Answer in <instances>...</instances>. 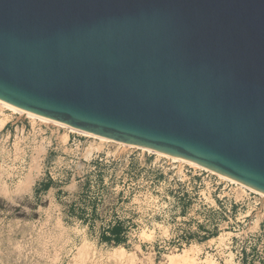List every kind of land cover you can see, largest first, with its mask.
<instances>
[{
    "label": "water",
    "instance_id": "95a60500",
    "mask_svg": "<svg viewBox=\"0 0 264 264\" xmlns=\"http://www.w3.org/2000/svg\"><path fill=\"white\" fill-rule=\"evenodd\" d=\"M0 101L264 193V0H0Z\"/></svg>",
    "mask_w": 264,
    "mask_h": 264
},
{
    "label": "rangeland",
    "instance_id": "374dc122",
    "mask_svg": "<svg viewBox=\"0 0 264 264\" xmlns=\"http://www.w3.org/2000/svg\"><path fill=\"white\" fill-rule=\"evenodd\" d=\"M0 112L9 119L0 129V264H264L259 195L200 168ZM116 225L120 245L103 239ZM192 245L194 261H170Z\"/></svg>",
    "mask_w": 264,
    "mask_h": 264
},
{
    "label": "bare ground",
    "instance_id": "6f19581e",
    "mask_svg": "<svg viewBox=\"0 0 264 264\" xmlns=\"http://www.w3.org/2000/svg\"><path fill=\"white\" fill-rule=\"evenodd\" d=\"M0 108H6L7 110H9V111H11V112H13L15 114H18V115H20V117H23V118H26V119H32L33 121L35 119H37L40 122H42L44 125L53 126V127H59V128H62V129H67V130H69L72 133L78 134L80 136H83V137H86V138H89V139L98 140L101 143H114V144L120 145V146H122L124 148H136V149H139V150H143V151L149 152V153L154 154V155H158V156L167 158V159L172 160L174 162H178V163H183V164L189 165V166H191L193 168H200V169H202L204 171L210 172L213 175L218 176L219 178H221L224 181L231 182L232 184H236V185L240 186L243 189L251 191V192L259 195L262 199H264V193H262V192H260V191H258L256 189H253V188H251V187H249V186H247V185H245L243 183H239V182L231 179L230 177H228L226 175H223V174H221L219 172H216V171H214L212 169L206 168V167H204V166H202L200 164H197L195 162L188 161V160H185V159H182V158H178V157H175V156H171V155H168V154H165V153H162V152H158V151H155V150L150 149V148H146V147H142V146H136V145L129 144V143H126V142L116 141V140H113V139H110V138H107V137H104V136H101V135H97V134H94V133H91V132H88V131H84V130L77 129V128H74V127H71V126H68V125L60 124V123H57V122L42 118L40 116L31 114L29 112H26V111H24V110H22L20 108L14 107V106L9 105L7 103H4L2 101H0ZM0 115H1V112H0ZM8 120L9 119L0 118V129H2L8 123ZM64 142H68V137L67 136H65ZM120 249L121 248H116V254L117 255L120 254V253L122 255L124 254V252L122 250H120ZM197 250H198V246L197 245H192L189 248H187L182 254L171 256L170 257V261L175 262V261L184 260V261L192 262V261L195 260V257H196L195 255L197 253ZM205 262H207V261H205Z\"/></svg>",
    "mask_w": 264,
    "mask_h": 264
},
{
    "label": "trees",
    "instance_id": "16d2710c",
    "mask_svg": "<svg viewBox=\"0 0 264 264\" xmlns=\"http://www.w3.org/2000/svg\"><path fill=\"white\" fill-rule=\"evenodd\" d=\"M123 231L124 229L121 225H116L109 229L110 235H103V239L113 241L116 245H120L124 241Z\"/></svg>",
    "mask_w": 264,
    "mask_h": 264
},
{
    "label": "built area",
    "instance_id": "2783aa9c",
    "mask_svg": "<svg viewBox=\"0 0 264 264\" xmlns=\"http://www.w3.org/2000/svg\"><path fill=\"white\" fill-rule=\"evenodd\" d=\"M20 121H17V122H15V124H16V126H15V128H14V131L15 132H17L20 128H21V131L24 133L25 132V130H26V126H24V125H20V124H22V122H20ZM39 127L40 128H38V130L41 132V133H44V132H42L43 131V128H44V126L43 125H39ZM201 170V169H200ZM207 172V171H206ZM251 192V191H250ZM252 193V192H251Z\"/></svg>",
    "mask_w": 264,
    "mask_h": 264
}]
</instances>
